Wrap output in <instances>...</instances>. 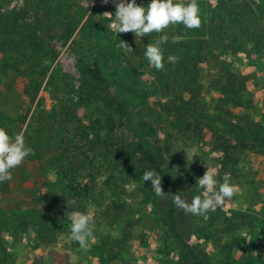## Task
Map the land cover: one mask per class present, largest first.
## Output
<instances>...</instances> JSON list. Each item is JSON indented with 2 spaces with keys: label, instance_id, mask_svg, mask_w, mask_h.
Segmentation results:
<instances>
[{
  "label": "rangeland",
  "instance_id": "1",
  "mask_svg": "<svg viewBox=\"0 0 264 264\" xmlns=\"http://www.w3.org/2000/svg\"><path fill=\"white\" fill-rule=\"evenodd\" d=\"M226 1L225 12L219 0H197L206 40L203 52L208 54L186 64L182 53L187 49L171 38L178 36L180 42L192 45L200 35L193 30V35L188 33L183 24L136 38L134 33L116 35L107 28L111 20L103 13L114 16L115 5L91 12L80 7L81 18L74 20L66 13L67 4L78 5L75 0H0V18L7 28L3 36L32 41H23L13 50L17 62L12 66L31 75L18 76L15 96L0 103V125L8 126L13 137L23 132L34 151L12 170V187L0 196V207L6 212L0 227V264H264V144L231 148L228 155L221 147L233 126L264 130V0L246 1H252L258 12L251 13L257 26L247 36L246 2ZM136 2L146 8L151 0ZM13 10L27 11V15L21 12L15 27ZM220 14L226 20L231 17L229 27ZM224 28L228 47L219 48L212 37ZM258 33L261 41L248 43ZM162 35L169 36V41L161 45L165 69L157 71L144 53L147 44H155ZM120 40L133 51L118 48ZM190 50L188 54H196V49ZM169 55L178 57V62L169 63ZM91 65L106 73L122 69L129 76L136 70V84L145 89L151 109L135 120L128 111H114L115 91L92 78ZM183 70H189L195 83L187 85L180 78L175 83ZM230 73L237 76L238 84L242 79L246 84L234 96L223 90L231 84ZM124 100L137 108L136 95L128 94ZM108 115L124 122L118 134L128 142L138 140V124H142L144 134L163 156L162 167L176 184L174 190L163 189L165 193L178 194L189 203L194 196H202L197 181L207 168L216 170L218 183L229 173L230 182L238 186L233 198L206 217L175 208L176 232L193 248L195 258L186 256L169 223L172 195L155 194L151 181H143L148 169L136 156L122 157L101 143L105 132L92 127V122ZM86 131L94 143L76 137ZM75 142L90 152L92 169L83 171L80 187L71 192L61 170L64 159L56 150L59 146L70 150ZM61 202L70 208H62L61 214L51 210ZM72 211L93 217L94 241L87 251L70 239L67 212Z\"/></svg>",
  "mask_w": 264,
  "mask_h": 264
},
{
  "label": "trees",
  "instance_id": "2",
  "mask_svg": "<svg viewBox=\"0 0 264 264\" xmlns=\"http://www.w3.org/2000/svg\"><path fill=\"white\" fill-rule=\"evenodd\" d=\"M41 1V0H40ZM232 1V0H231ZM247 0L242 1L244 4ZM219 3L221 4L222 8L228 9V2L226 0H219ZM251 2H246L245 4L247 5V8L249 9L248 12V16L247 17V21L246 23L243 25L244 26V30L247 36V33H251V31L257 26V19L256 18H252L253 16H251V13L255 14L258 13L256 12L252 5ZM59 4H61L59 2ZM67 16H74V20H79L81 18V14L79 13V8L78 5H73V4H67ZM102 8H106V7H102ZM217 10V8H216ZM22 12V11H21ZM18 12L16 10L12 11V21L14 24V27L17 26V22L19 20V15H21L22 13H24L23 15H27V11L25 12V10H23V12ZM224 12V11H223ZM222 15V14H220ZM1 16V14H0ZM80 17V18H79ZM221 21L224 23V25L226 27L230 26L229 21H231V17H228V19L226 20L225 17L222 15L221 16ZM232 21L234 23V18H232ZM237 22H240L237 21ZM37 25V23H36ZM5 24H2V19L0 18V103L9 100L10 98H12L13 96H15V94L13 93L15 90L13 89L14 87H16V81L15 79L20 76V75H25L27 77H30L31 73H22V72H26V71H21L18 68H16V66H12L16 64V60L14 57V52L13 50L17 47H19V45H22V42H29L31 43L32 41L29 40H21V41H16L15 39L12 38H8L3 36L4 32L7 31V28H4ZM36 26H34L35 28ZM29 29H32L31 26L29 25L28 27ZM204 28V25L202 26V28H198L195 29L193 31H195L197 33V35H200L199 40H194L192 41V45L190 44H185V42H179V44H183V48L187 49L186 52L182 53V58L184 59V62L187 64V62H193L194 60L196 61H200L202 59V56L207 55L208 53H204L203 49H204V43H205V39H203L202 37V29ZM11 30L13 32H17L15 29L11 28ZM32 30H30L32 32ZM188 33L191 32V34L193 35L195 32H193L192 30H187ZM209 33L211 34V30H208ZM226 31V28H224L222 30V34H218L217 36L212 37V43H214L215 45H218L219 48H226L228 46L224 45L225 42V37H224V33ZM246 36L244 37V39H246ZM211 38V37H208ZM258 39L259 42L260 40V34H255L253 38H251L249 40L248 43L250 44H256L258 43ZM211 42V39H210ZM233 42H236L238 45L239 43L242 42H238V40H234ZM196 43V44H195ZM190 47L196 49V54H188ZM183 48H181V50H184ZM253 48V47H251ZM191 51V50H190ZM213 57L215 59L218 58V56H214ZM182 59V60H183ZM195 61V62H196ZM221 65H223L224 69L228 68V65L225 62H221ZM92 68L89 69V74L92 75L93 79H96L99 82H104L107 84V87L111 88V90L115 91V96L116 97V102L115 103V107L114 111H119V110H124V111H128L131 115V118L135 120L136 116L139 113H143V112H148L151 109V106L147 100V95L145 92V89L140 86V88H138L136 82L139 80L138 74L136 73L137 71L134 70L132 71V73L134 75L129 76L126 75L125 72L122 69H119L118 72L112 70L111 72H103V69H101L98 65H91ZM223 69V70H224ZM11 73H14L13 75H11ZM41 74V73H40ZM45 74L42 73V75ZM189 70H183L178 72V76L176 78V82H178L179 78L181 80H185L187 85H190L192 83H195V79L190 78L189 77ZM229 76V82L231 83L229 86H224V91H226L225 89H227V96L230 94L232 96L237 95L238 92L240 90L245 89V79L240 80L239 84H238V78L236 75L234 74H228ZM131 77V78H130ZM238 84V85H237ZM12 87V88H11ZM130 95V94H134L136 95V99H137V105H136V109L135 108H131L130 105L125 104V100L124 97L126 95ZM112 99V98H111ZM231 103L236 102V100H233L232 98H230ZM113 101V100H112ZM114 103L111 104L114 106ZM129 108V109H128ZM62 112H64V110H60ZM27 116L25 115L22 119L23 121L25 120ZM22 121V122H23ZM124 126V122L120 119H116L114 118L112 115L105 118H97L95 120H93L92 122V127H98L101 130H103L105 132V140L102 141L101 143H103L106 147H113L115 149V151H117V153L119 155H121L122 157L124 156H129L132 157L133 159L136 156V159L138 160V162L143 165L144 167H146L149 170H155L157 174H159L162 177V188L164 190L167 189H172L174 190L176 187V184L174 182V180L172 179L171 174H169L168 172L165 171V169L162 167V159L163 156L160 154V152L158 153L154 147L152 146V143L150 142V140L146 137V135L144 134V127L142 126V124H138V130H137V136H138V140L137 141H133V142H128L126 140H121L122 139V135H119V129ZM0 127H2V125H0ZM257 126L251 125L250 127H247L246 130H244L243 128L240 127H236L233 126L232 128H230V130L227 132V135L224 137L225 140L222 142L221 147L223 149V151H225V153L228 155V150L231 148H248V149H252L253 145L254 146H263L264 144V130L262 128H256ZM2 128H4L8 134L10 132L8 126H3ZM19 133V132H18ZM229 133V134H228ZM77 138H82L85 139L87 141H89L88 143H94L93 140H91L88 136V131L83 132L81 134H76ZM80 135V136H78ZM102 137V136H100ZM100 137H98V141L100 139ZM66 138H63V141ZM89 139V140H88ZM73 141V140H72ZM232 142V144L226 145L225 143L227 142ZM74 142V141H73ZM75 146L74 144H72L70 146V150L69 148L65 149V148H60L61 146L58 147V149L56 150V152L58 151L59 155L64 159V165L62 166L61 170L64 169L65 171L63 172V174L66 175V179L65 182L67 183L66 188L69 189L68 191L71 192H76L78 187H80V177L81 174L83 173L84 170H88L89 172L91 171L92 167L91 166V155L89 154L90 152L87 150H83L82 148H80L77 143L75 142ZM88 147V146H87ZM92 175V174H91ZM12 187L11 182L10 181H6L4 183H0V196H2L3 194H5L6 192L10 191V188ZM70 192V193H71ZM88 192V191H87ZM55 201V200H53ZM55 203V202H54ZM62 204L57 205V206H51V210L54 212H58V213H62L61 209L62 208H68L69 205L64 204L63 202H61ZM70 208V207H69ZM175 206L172 203V209L170 210V216H169V223L171 225V228L173 229V232L177 231V219L174 216V211H175ZM5 210L2 209L0 207V227L2 226L3 222H4V218H5ZM21 226L28 228V224L26 222H21ZM2 232V230L0 229V233ZM175 238L178 241V243L183 247V250L186 254V256L188 258H195V253L193 248L186 242V240L183 238V236L181 235L180 232H176L175 233ZM1 241L2 239L0 238V246H1ZM197 264H202V263H197ZM251 264V263H249Z\"/></svg>",
  "mask_w": 264,
  "mask_h": 264
},
{
  "label": "clouds",
  "instance_id": "3",
  "mask_svg": "<svg viewBox=\"0 0 264 264\" xmlns=\"http://www.w3.org/2000/svg\"><path fill=\"white\" fill-rule=\"evenodd\" d=\"M115 4V14L111 12L103 13L109 18L111 23L107 25L116 35L120 33H134L135 37L149 36L153 32L163 33L169 26L183 24L185 28L194 30L202 25L199 15L200 9L197 0H190L189 3H179L175 0H151L145 8L138 5L136 0H112ZM108 4L109 0H103ZM173 43H179L181 38L173 36ZM169 41V36L162 35L153 44H147L144 53L151 67L157 71L165 69V58L162 44ZM118 48L126 52H132V47L125 41L120 40ZM169 63L178 62V57L169 55ZM30 154H34L33 149L26 144L23 132L17 133L14 137L0 127V183L12 179V170L21 166ZM216 170L207 168L202 178H198L197 186L203 189L202 196H194L191 202H187L178 194L165 193L162 188V177L155 170L145 171L143 181H151L152 189L161 198L172 195L174 206L182 210L185 214L206 217L209 212H215L217 208L223 207L226 200L233 198L239 191L237 185L230 182V174L225 173L223 183H218ZM67 219L70 224V239L77 242L80 249L87 251L94 241V223L90 213L80 211L67 212Z\"/></svg>",
  "mask_w": 264,
  "mask_h": 264
},
{
  "label": "built area",
  "instance_id": "4",
  "mask_svg": "<svg viewBox=\"0 0 264 264\" xmlns=\"http://www.w3.org/2000/svg\"><path fill=\"white\" fill-rule=\"evenodd\" d=\"M76 3L83 9L92 11L98 7H107V6H113L115 5L112 0H109L108 4H104L103 0H75ZM128 2H131V0H128Z\"/></svg>",
  "mask_w": 264,
  "mask_h": 264
}]
</instances>
